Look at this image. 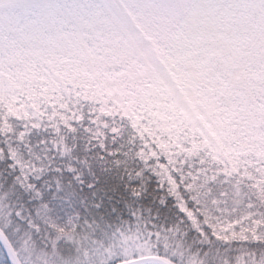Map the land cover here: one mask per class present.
Returning a JSON list of instances; mask_svg holds the SVG:
<instances>
[{
  "label": "snow or ice",
  "instance_id": "1",
  "mask_svg": "<svg viewBox=\"0 0 264 264\" xmlns=\"http://www.w3.org/2000/svg\"><path fill=\"white\" fill-rule=\"evenodd\" d=\"M0 264H264V0H0Z\"/></svg>",
  "mask_w": 264,
  "mask_h": 264
}]
</instances>
